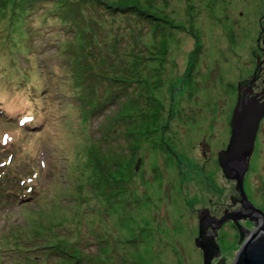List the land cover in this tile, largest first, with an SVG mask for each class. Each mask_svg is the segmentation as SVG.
<instances>
[{
  "label": "rangeland",
  "instance_id": "1",
  "mask_svg": "<svg viewBox=\"0 0 264 264\" xmlns=\"http://www.w3.org/2000/svg\"><path fill=\"white\" fill-rule=\"evenodd\" d=\"M263 16L264 0H0V264H204L198 212L239 196L218 155ZM244 187L264 213V117ZM239 241L230 220L213 264Z\"/></svg>",
  "mask_w": 264,
  "mask_h": 264
},
{
  "label": "water",
  "instance_id": "2",
  "mask_svg": "<svg viewBox=\"0 0 264 264\" xmlns=\"http://www.w3.org/2000/svg\"><path fill=\"white\" fill-rule=\"evenodd\" d=\"M262 19L260 25L263 32ZM258 46L260 48V40ZM263 62L264 51L262 58L257 57L258 71L254 77L245 82L241 81L238 85V103L231 121L232 136L227 149L222 150L218 155L225 176L236 181V190L241 197H232L230 208L226 209L225 216L221 220L211 217L209 210L198 212L201 225L196 245L204 252V264H213L214 258L221 255L222 249L215 237L216 229L220 228L227 219H233L239 227V243H242L234 264H264V213L249 201L244 187L257 134L264 117V91L254 94L253 89L256 87L253 86V82L259 78ZM247 218L256 220V230L252 231L239 224L240 219Z\"/></svg>",
  "mask_w": 264,
  "mask_h": 264
},
{
  "label": "trees",
  "instance_id": "3",
  "mask_svg": "<svg viewBox=\"0 0 264 264\" xmlns=\"http://www.w3.org/2000/svg\"><path fill=\"white\" fill-rule=\"evenodd\" d=\"M32 0H30V2H31ZM15 5H17V1H15V3H14ZM39 6H42V7H45V5L43 4V3H41V1H39V2H37L36 3V6L34 7V8H38ZM46 6H48L47 4H46ZM61 6V5H60ZM23 10V9H22ZM22 10H21V12H22ZM44 10V9H43ZM63 10H66V9H64L63 8ZM35 11H37V10H35ZM67 17H69V18H72L73 16L71 15V14H65ZM10 17V16H9ZM17 17V16H16ZM19 18H21L20 16H18ZM74 18V17H73ZM65 19H67V18H65ZM64 18L63 19H61L62 21H63V23L66 25V26H68L69 27V29H75V27L76 26H73V24L72 23H70L68 20H65ZM32 21V19L31 18H29L28 20H25V22H26V25H27V22H31ZM74 22H75V20H74ZM77 22V21H76ZM75 22V23H76ZM29 31V30H28ZM28 33V32H27ZM21 195H23V194H21ZM35 264H41L40 263V261L39 262H37V263H35Z\"/></svg>",
  "mask_w": 264,
  "mask_h": 264
},
{
  "label": "flooded vegetation",
  "instance_id": "4",
  "mask_svg": "<svg viewBox=\"0 0 264 264\" xmlns=\"http://www.w3.org/2000/svg\"><path fill=\"white\" fill-rule=\"evenodd\" d=\"M244 89V88H243ZM239 194V193H238ZM239 198L241 197L240 196V194H239V196H238ZM238 197H236V196H233V198H238ZM231 201H232V198H231ZM230 208V206L229 207H227L226 209H229ZM226 209L224 210V212L226 211ZM223 212V214H222V216H218V215H213L214 216V218H218L219 220H221L222 218H224V216H225V213ZM248 219V218H247ZM250 219V218H249ZM232 221L233 223H235L234 222V220L233 219H227V220H225L223 223H222V225L220 226V228H222L225 224H227L228 223V221ZM253 222H254V224H255V222H256V220H253ZM241 225V224H240ZM256 226V225H255ZM238 227V226H237ZM220 228H217L216 229V231H217V235L215 236L216 237V240H217V242H218V234H219V229ZM238 229H239V227H238ZM251 230V229H250ZM240 232V231H239ZM222 252H221V255L219 256V257H216V258H214V260L213 261H215V260H224L222 257Z\"/></svg>",
  "mask_w": 264,
  "mask_h": 264
}]
</instances>
